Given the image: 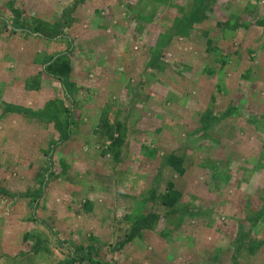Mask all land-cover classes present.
Segmentation results:
<instances>
[{"label": "rangeland", "instance_id": "obj_1", "mask_svg": "<svg viewBox=\"0 0 264 264\" xmlns=\"http://www.w3.org/2000/svg\"><path fill=\"white\" fill-rule=\"evenodd\" d=\"M89 257L264 264V0H0V264Z\"/></svg>", "mask_w": 264, "mask_h": 264}, {"label": "trees", "instance_id": "obj_2", "mask_svg": "<svg viewBox=\"0 0 264 264\" xmlns=\"http://www.w3.org/2000/svg\"><path fill=\"white\" fill-rule=\"evenodd\" d=\"M119 142H120L119 138H114L113 144H118ZM183 161L184 160L182 158H179L175 155L170 156L171 165L178 167L180 174L184 173V170L181 167V164L183 163ZM180 196H181L180 191L175 188V184H173V182H170L168 191L161 194L162 204L164 206L173 207L178 202ZM135 230H137V228L135 229L132 228L131 232L133 233ZM85 260H86L85 257L83 256L80 257V261L82 263H85ZM89 260H90V264H103L100 261H95V258L93 257H89Z\"/></svg>", "mask_w": 264, "mask_h": 264}, {"label": "crops", "instance_id": "obj_3", "mask_svg": "<svg viewBox=\"0 0 264 264\" xmlns=\"http://www.w3.org/2000/svg\"><path fill=\"white\" fill-rule=\"evenodd\" d=\"M22 40H24V39L22 38ZM21 54H24V51H22ZM53 72H55V71H53ZM53 74H54V73H53ZM54 75H55V74H54ZM55 76H56V75H55ZM44 104H45V103H44ZM26 120H27V121H26ZM26 120H25V117H23L22 122H24V123H29V122L32 121V117H28Z\"/></svg>", "mask_w": 264, "mask_h": 264}]
</instances>
